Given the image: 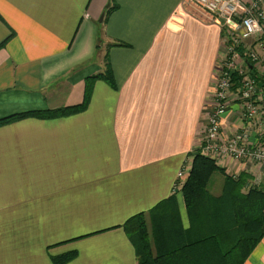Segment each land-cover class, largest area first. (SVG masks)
Segmentation results:
<instances>
[{"label":"crops","instance_id":"1","mask_svg":"<svg viewBox=\"0 0 264 264\" xmlns=\"http://www.w3.org/2000/svg\"><path fill=\"white\" fill-rule=\"evenodd\" d=\"M221 39L185 0H0V121L81 104L105 56L114 83L96 80L80 114L0 125V264H138L124 224L140 214L157 249L169 213L190 241L177 174L200 147ZM224 172L264 186V166ZM243 264H264V237Z\"/></svg>","mask_w":264,"mask_h":264},{"label":"trees","instance_id":"2","mask_svg":"<svg viewBox=\"0 0 264 264\" xmlns=\"http://www.w3.org/2000/svg\"><path fill=\"white\" fill-rule=\"evenodd\" d=\"M104 68V73L85 81L81 104L20 114L0 121V125L26 118L51 120L84 112L96 80L114 86L107 56ZM194 153L187 178L180 188L190 223V241L176 242L177 233L173 228L176 216L169 213L165 219L168 224L157 228L166 231L164 242L167 241L157 249L156 230L149 233L141 214L133 217L124 224V230L134 245L138 264H243L264 237V186L250 185L248 175L228 176L213 160L201 155L200 149ZM217 173L223 175L224 183L220 196L211 197L207 189ZM74 257V253H69L52 258V262L67 264Z\"/></svg>","mask_w":264,"mask_h":264},{"label":"built area","instance_id":"3","mask_svg":"<svg viewBox=\"0 0 264 264\" xmlns=\"http://www.w3.org/2000/svg\"><path fill=\"white\" fill-rule=\"evenodd\" d=\"M209 15L221 32L211 106L202 128L201 155L221 169L226 162L264 166V0H185ZM237 106L227 132L223 120ZM185 172L177 174V188Z\"/></svg>","mask_w":264,"mask_h":264},{"label":"rangeland","instance_id":"4","mask_svg":"<svg viewBox=\"0 0 264 264\" xmlns=\"http://www.w3.org/2000/svg\"><path fill=\"white\" fill-rule=\"evenodd\" d=\"M187 175H188V173L186 174L185 179L187 178ZM185 179H184V181H185ZM218 190H220V187H219L218 184H210V183H209V185H208V189H207V192H208V194H209L211 197H215V196H214V193H215L216 191H218Z\"/></svg>","mask_w":264,"mask_h":264}]
</instances>
